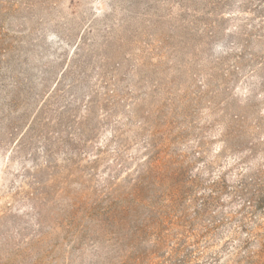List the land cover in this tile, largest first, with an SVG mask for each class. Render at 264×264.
Listing matches in <instances>:
<instances>
[{"label": "rangeland", "instance_id": "374dc122", "mask_svg": "<svg viewBox=\"0 0 264 264\" xmlns=\"http://www.w3.org/2000/svg\"><path fill=\"white\" fill-rule=\"evenodd\" d=\"M0 264H264V0H0Z\"/></svg>", "mask_w": 264, "mask_h": 264}]
</instances>
